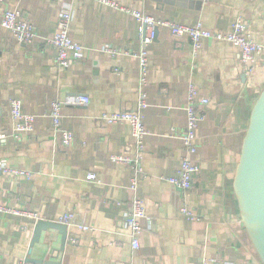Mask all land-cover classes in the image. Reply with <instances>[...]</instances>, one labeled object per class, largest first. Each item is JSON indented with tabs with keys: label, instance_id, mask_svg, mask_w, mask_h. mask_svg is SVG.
<instances>
[{
	"label": "crops",
	"instance_id": "0c3cea01",
	"mask_svg": "<svg viewBox=\"0 0 264 264\" xmlns=\"http://www.w3.org/2000/svg\"><path fill=\"white\" fill-rule=\"evenodd\" d=\"M126 8L179 25L201 23L209 33H225L237 17L254 41L264 44V0H117ZM62 7L72 15L69 36L84 47L82 59L65 70L55 67V50L46 43L56 31ZM2 9L18 10L38 38L18 44L0 27V163L32 172L31 179L0 173V207L24 214L0 213V264L44 261L55 264H261L240 223L232 182L251 109L264 89V53L253 74L245 76L239 51L225 42L205 39L192 59L189 39L157 29L148 55V108L143 111L147 136L141 160L143 179L136 196L146 219L139 249L123 227L131 170L112 163V155L135 151L126 124L106 125L102 113L136 107L138 64L142 49L138 24L131 16L87 0H3ZM110 46L126 56L99 52ZM193 85L203 120L196 132L192 188L182 194L166 183L183 155L186 93ZM87 97V105L76 103ZM34 116L33 131L11 137L9 101ZM62 103L61 129L73 134L67 148L48 118L52 103ZM173 130L174 135L171 134ZM172 135V136H171ZM94 173L98 183L87 180ZM184 203L192 220L178 213ZM72 213L65 246L57 230H45L31 244L37 221L56 223ZM92 232H80L78 226ZM76 238L70 244L69 238ZM32 245V246H31ZM61 249V250H60ZM31 264V263H28Z\"/></svg>",
	"mask_w": 264,
	"mask_h": 264
},
{
	"label": "built area",
	"instance_id": "2783aa9c",
	"mask_svg": "<svg viewBox=\"0 0 264 264\" xmlns=\"http://www.w3.org/2000/svg\"><path fill=\"white\" fill-rule=\"evenodd\" d=\"M95 2L102 7L118 10L128 14L138 24V33L142 49L134 53V57L138 64V80H137V100L136 107L130 112L118 113H102L98 120L106 125L126 124L130 128V136L133 141L135 151L132 155H112L109 160L112 163L125 165L131 170L130 186L127 188L128 199L125 203L126 211L123 217V227L128 231L131 238V247L134 250L139 249V237L143 231L142 222L146 219L143 201L136 196L137 186L143 179L141 169V160L144 151V139L147 133L143 124V111L148 108L147 94L144 91L148 83V55L146 47L150 46L156 39V30L166 28L176 39L186 38L190 41V51L192 59H196L202 49V43L205 39H213L218 42H225L236 47L239 51L238 62L243 75L251 76L264 53V44L256 42L252 39L247 25L239 17L235 18L230 24L227 32L209 33L201 23L193 26L179 25L167 20L154 19L146 15L144 12L126 8L118 3L117 0H87ZM210 0H201L206 4ZM3 0H0L2 5ZM72 21L71 12L62 7L56 21L55 33L45 39L46 43L51 45L55 50V67L58 70H65L78 63L82 59L84 47L71 40L69 36L70 23ZM0 27L5 30L18 44L28 45L38 38L37 31L33 24L18 10L2 9L0 17ZM99 52L106 54L111 58L118 56H126L128 53L120 51L110 46H102ZM89 99L87 97H79L76 103L87 105ZM209 100L206 98H198V93L193 85H189L186 93V103L184 107L185 125L184 130L178 137L183 155L180 158L179 165L172 177L165 179L166 183L176 188L182 194L187 193L193 184V175L198 172L199 168L195 163V155L197 153L196 132L199 123L203 120V114L200 111L202 107L207 106ZM61 107L62 103H52L49 107L48 118L51 121V127L54 133L60 134L61 144L63 148H67L73 142V134L61 129ZM9 119L11 124V137L16 140L21 135L32 133L34 116L26 114L22 111V104L19 99H10L9 101ZM171 130V134L174 135ZM171 135V136H172ZM0 173L14 179H31L34 174L32 172L13 168L0 163ZM87 180L98 183L94 173L87 174ZM0 213L24 214L34 219H38L36 215L28 212L18 213L12 212L8 208L0 207ZM178 213L192 220L195 216L185 208L182 203L178 209ZM73 220V214L68 212L58 217L56 223L70 226ZM80 232H92V228L88 226H78ZM70 244H76L77 239L70 237ZM209 264H232L228 262H220L215 259L204 261ZM28 264V263H18Z\"/></svg>",
	"mask_w": 264,
	"mask_h": 264
},
{
	"label": "water",
	"instance_id": "95a60500",
	"mask_svg": "<svg viewBox=\"0 0 264 264\" xmlns=\"http://www.w3.org/2000/svg\"><path fill=\"white\" fill-rule=\"evenodd\" d=\"M231 189L246 237L260 263L264 264V89L250 112ZM48 229L57 230L61 235L62 249L67 227L48 221L36 222L31 244L38 243L42 231ZM27 263L55 264L44 261Z\"/></svg>",
	"mask_w": 264,
	"mask_h": 264
}]
</instances>
